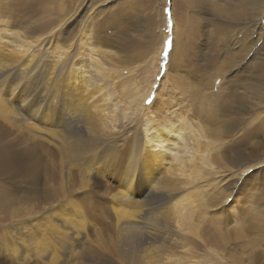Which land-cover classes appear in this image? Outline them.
<instances>
[{"label":"rangeland","instance_id":"374dc122","mask_svg":"<svg viewBox=\"0 0 264 264\" xmlns=\"http://www.w3.org/2000/svg\"><path fill=\"white\" fill-rule=\"evenodd\" d=\"M215 2L225 11L226 0H0V264H129L130 244L138 264H164L151 253L154 243L143 246L151 257L142 259L139 237L129 232L139 219L124 217L140 213L128 199L141 204L155 184L172 191L162 213L183 196L195 213L184 232L168 225L173 240L195 238L192 227L200 223V247L189 251L196 253L189 264H264V103L249 112L250 91L239 83L251 58L264 55V25L247 44L251 32L242 24L212 16ZM263 7L261 1L253 22ZM172 15L190 51L176 54L168 70ZM260 18L264 23V11ZM34 29L40 36L26 38ZM59 41L65 46L53 51ZM193 65L202 66L195 79ZM157 91L161 103L152 102ZM223 104L235 106L246 124L257 116L248 129L226 128L228 136L258 126L221 152L226 158L218 151L231 139L216 120L231 114ZM142 106L150 110L138 112ZM197 127L206 132L196 133L201 144L211 143V163L190 181L178 171L188 175L193 167L171 155L188 159L191 150L175 136H190L192 146ZM217 197L227 199L213 208ZM220 241L223 247L213 245Z\"/></svg>","mask_w":264,"mask_h":264},{"label":"bare ground","instance_id":"6f19581e","mask_svg":"<svg viewBox=\"0 0 264 264\" xmlns=\"http://www.w3.org/2000/svg\"><path fill=\"white\" fill-rule=\"evenodd\" d=\"M261 1L264 2V0H226V9H225V11H224L223 7L218 2L212 3L210 7H211L212 16H216V15H219L217 17H223L224 16L227 20H229L230 22H233V24L235 23L236 25H238L240 27H241V24H242L241 29L245 28V29H243L244 32L250 31L251 32V39L248 40V41L246 40L247 42H245V43L248 44L249 42L254 40L253 39V34L254 33H258L259 32L258 30H261L260 29L261 26L264 25L263 21H261L262 18H260V16L262 15V13L264 11V7L262 9L261 14H258L259 15L258 16L259 20H257L256 22H253V21H255L254 18H255L256 13L258 12L257 11V6H258V4ZM163 30L165 31V22H164V29ZM40 32H42L41 29H34V32H29L28 30H26L24 33L26 34L25 35L26 38H30L31 39V38L40 36V35H38V34H40ZM178 32L179 31L177 29V23H176V21H174V17L172 15L173 48H172V53H171V59H170V61L167 64L168 70H169V67H170L169 63L171 64V61L175 59L173 57L176 54H177L178 57L180 55L186 56V54L190 51V50H188L189 47H188V45L186 43V40H185L184 43L180 42V39H179L180 34H178ZM54 36H55V34H54ZM164 36L166 37V34ZM244 37L245 36H243V38ZM186 38H188V37H186ZM51 40L54 41V37L51 38ZM244 40H243V42H244ZM59 42L52 43L50 45V47L53 49V51H57L58 49L63 48V46H65V45H61V44H63L62 41H59ZM250 44H253V43H250ZM253 45L250 46L251 47L250 49H252ZM246 52H247L246 57H248L250 50H248ZM252 57H253V54H252ZM244 59H246V58H244ZM159 61H160L159 57L156 58V60H155V67H156L155 73H157V71H158L157 65H158ZM251 61H252V63H250L251 65H250V67H248V69H247L248 71L246 72V75L243 77V80L242 79L240 80L239 83H240V86L243 85L245 88L247 87L248 90L250 91V96L245 97L246 98V104H247V107L249 109V112H254L255 109L257 110L259 108V106L262 103H264V55H262L261 58H259V60H256V62H254V58H251ZM201 68H202V66H200L199 69H198L196 67V65H193V69H191L190 72H191V74H192L194 79L196 77H198L200 75V73L202 72ZM180 70H181V67H178V71H180ZM186 70H187V68H186ZM168 72L169 71H167L165 73V75H164L163 79L161 80L159 86H161L162 83H163V80L166 79L165 77H167ZM253 77H254V79H253ZM153 78H154V76H153ZM179 78L180 77L178 75L173 76L171 90L174 91L173 88L176 85V83L178 82ZM151 87L148 89L149 91L147 92L148 93L147 96L151 92L150 90H152ZM170 93H172V92H170ZM146 97L143 98V100H141L142 103L146 99ZM158 97H160V99L162 98L161 91H157V93L155 94V98L152 99L153 100L152 102H154L155 99H158V102L161 103L159 101L160 99ZM171 98H173V97H171ZM233 99H234V97H233ZM159 103H157V104H159ZM199 103H200V105L203 106V104L201 102H199ZM163 106H164V103H162V105H160L159 107L162 108ZM216 107H219V106L216 105ZM221 107H222V112H224V114H225V112L231 113L230 115L226 116V118H224V119H226L225 121L223 120V118H221L219 120L216 119L219 122L225 123V126H224V124L222 125V127H223L222 131L223 132L222 131L221 132L223 134H226L227 136L230 134V131H228L226 128H237L239 125H245L246 124L245 123L246 121H244V119L238 118V113L233 112L235 106L227 109L228 106L226 104H223V105H221ZM148 109H149V106H148V108H143V106H142L141 109H139V111L138 110L137 111L141 113V112L148 111ZM199 114L201 116V113H199ZM256 117L248 118L249 123H247V124L251 125V122L254 119L256 120ZM262 123H263L262 124V128H264V122H262ZM247 124L245 125L246 128H244V129H248L247 128ZM255 128H258V126H255ZM255 128L250 130V131L247 130L249 132L248 134L246 132L244 135H241V136L240 135L239 136L238 135H236V136L235 135L228 136L231 140L229 141V143L227 145H225L223 147H222L223 142L220 144V148L221 147L222 148L220 149V152L218 151V154L221 153V152L226 154V151H227L228 147H232V148L237 147L238 144H241L242 142H244V140L246 138L245 136L248 135L250 137V135L252 136L254 134ZM170 129L171 128H169L167 130L171 131L170 132L171 133L170 136H172L173 134H175V130L174 129L170 130ZM189 129L191 130V128H188V130ZM197 132H200L202 135L206 136L205 135V133H206L205 130H203L202 128H198V127L195 128V130L193 131V133H194L193 134V136H194V141L193 142L194 143L192 144V146H190V136H187L185 134L184 135L177 134L175 136L178 140H180L182 142V144H184L185 147H187V149H185L186 152L189 153V151L191 150V155L188 157V159L185 160L184 157H182L181 155H179L177 153L171 155L172 160L175 161L182 168H185L186 166H188V167L192 166L193 167V169L191 170V172L188 175L185 174V172H186L185 169H181V170L178 171V172H180L183 175V177L186 180L187 179H191L190 181H192L193 179H196V176H201L202 171L204 169H206L204 167H206V165L210 166V163H211V159H210L211 154H209L211 152V150H209V148H211V143H203V144H201V138L203 136H200V133L196 135ZM212 132H213L214 136H216V134H217L216 131H212ZM263 134H264V132H263ZM217 137H219V136L217 135ZM161 139L162 138H159L158 140H156V142H158L160 145H161L162 141H159V140H161ZM221 139H219V141ZM215 140H217V139H215ZM194 146H196V148H194ZM134 147L131 149V151L134 150ZM199 149H203V150L201 151ZM182 151H183V149H182ZM158 154H161V153L158 152ZM221 155L225 156L222 153H221ZM225 158H226V156H225ZM131 162H133V158H132ZM153 164H154V162H153ZM218 164H220V163H218ZM238 166H240V164ZM249 168L250 167H245L243 170L240 171V173L245 171V170H247V169H249ZM194 169H196V171H194ZM142 174H144V173H142ZM242 181H244V180H242ZM161 182L163 183V181H161ZM162 183H160V184H162ZM167 184L169 185V182H167ZM234 184H235V182L232 184L231 188H233ZM159 188L161 189L160 185L157 187V184H155V194L150 195L149 197H146V193H145L144 198H146V200H144L141 204H139L136 200H132L130 198L128 199L129 204L131 206H136V204L138 205V208H140V210H139L140 213H137V210L127 211L126 209H125V211H127V212L124 213V211H122V209H121V213L123 212L125 214V216L124 215L123 216L127 219V221L133 222V221L139 219L138 223L141 225L140 227H137L136 225L130 227V230H129L130 237L133 238V239H137V235H138V237H139V245L141 247L145 246L146 244L147 245H149L151 243L156 244L154 249H151L152 252H151V250H148L146 247H143L141 249V251L144 252V255L143 256L141 255L142 259L149 260L150 257H151V253H152V254H155L156 257L161 255L160 257H163V259H164L163 263L164 264H165V262L167 264H189V261H191L190 260V258H191L190 256H193V254H196V253H192L191 254L189 251H191L192 248H195V250H196V249H199V247H200V243L201 242H199L200 241L199 238H200V230L201 229L200 228H198V230L196 229V227H199L198 225L200 223L196 221V222H194V225L196 227H192V232H193V235H194L195 238L180 236L181 237L180 241L176 242L175 240H173L172 237H173L174 233L171 235V232L169 230L168 225H172L171 223H174V225L176 226V228L180 232H184L183 231L184 228L187 227L186 224L190 223V221L193 219V215H195V213H192V212H190L188 210V207L191 205V203H190V201L187 200L188 199L187 196H183V197L179 198L177 201L171 203V205L169 207H166L169 210V213H167V212H166L167 214H165L164 212L162 213L161 211H163V210H161V209H163L165 204L172 199V191H168V192H164L163 193V192H161V190ZM162 188H164V187H162ZM227 197H225L224 200H223V197L213 198V206L212 207L213 208H215V207L220 208L221 206L224 205V202L226 201ZM151 216H152V220L150 221L149 217H151ZM198 216H200L201 220H204L203 218H205L204 215L200 214V213L198 214ZM189 227H191V226H189ZM142 228L144 229V231L146 233L143 232V231L140 232L139 229H142ZM181 235H183V234H181ZM215 237H217V236L215 235ZM215 240L216 239H214V241ZM170 241H172V243ZM222 243H221V241L220 242H216V243L213 242V245H218L219 247H223ZM179 247L180 248L183 247V249L185 248L187 250L188 254H187V252H185V254L181 253L182 255L176 256L175 255V253H177L176 249L179 248ZM129 248H130V250H128V253L125 256L127 258L126 259V261H127L126 263L138 264V259L137 258H139V257L135 255L136 251L134 250V246L132 244H130ZM192 252H194V251H192ZM206 255H208V254H206ZM216 258H218V257H216ZM163 259H161V260H163ZM221 260L222 259L219 260L220 263H221ZM149 264H152V261H150Z\"/></svg>","mask_w":264,"mask_h":264}]
</instances>
